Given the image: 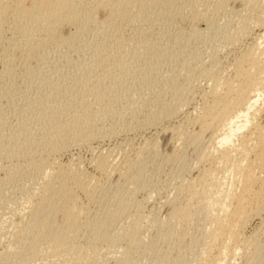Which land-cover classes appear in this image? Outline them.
<instances>
[{"label":"bare ground","instance_id":"obj_1","mask_svg":"<svg viewBox=\"0 0 264 264\" xmlns=\"http://www.w3.org/2000/svg\"><path fill=\"white\" fill-rule=\"evenodd\" d=\"M239 1L248 14L225 36L233 48L248 42H241L243 48L236 44L240 50L234 49L239 51L228 66L215 54L210 64L199 55L189 58L193 61L173 57L180 64L175 75L162 79L158 73V84L136 105L135 95L121 104V95L109 91L118 74L141 63L142 53L158 56L166 51L165 44L150 40L144 31L153 8L178 4L182 13L191 14L185 19L194 22L209 0H0L4 74L13 73L14 49L37 47L64 26L94 25L98 35L79 76L55 82L50 91L0 76V86L11 93L7 98L0 90L2 102L16 100L25 106L11 107L15 128L5 124L9 115L0 113V193L12 180L28 178L32 183L17 191L9 213L2 208L11 199L7 192L0 202V264H108L113 257L116 264H133L148 227H156L157 241L169 252L184 243L185 253L192 251L193 264H240L241 259L264 264V2ZM101 12L106 17L98 22ZM18 19L22 23L16 24ZM186 75L193 80L185 82ZM198 77L208 85L199 89L200 104L193 107V116L184 119L182 107L192 99L194 103ZM101 116L114 122L97 128ZM130 129L146 130L149 136L136 148L126 146L117 165L108 154L97 155L92 160L97 175L79 162L68 165L57 158L75 139L88 143ZM155 132L168 135L171 151L164 161L178 168L176 177L170 176L166 197V185L144 181L143 156L151 158L160 149ZM113 174L118 183L105 199V184ZM145 186L157 191L156 196L165 192L161 202L169 207L166 219H159L155 208L146 211L145 201L134 196ZM201 220L204 225L198 229ZM194 244L199 247L193 249ZM184 256L174 264H189ZM171 262L166 255L159 264Z\"/></svg>","mask_w":264,"mask_h":264},{"label":"rangeland","instance_id":"obj_2","mask_svg":"<svg viewBox=\"0 0 264 264\" xmlns=\"http://www.w3.org/2000/svg\"><path fill=\"white\" fill-rule=\"evenodd\" d=\"M209 2H210L209 5L200 8L199 11L201 12V16L198 19H195L194 22L185 19L187 17H190L191 14L189 12L182 13L179 10V8L183 9V7L178 4H174L173 6L166 8L162 7L161 3L157 4L150 13L151 22H148L147 24L144 25V31L146 32V29L149 31L148 35L150 34L149 35L150 40H158L161 41L163 44H165L166 51L158 56L142 53V55L140 56L141 63L139 65L131 64L130 68L118 74L120 78L115 82L113 88H111V90L109 91V95L120 94L121 95L120 99H122L121 104L127 102V100L128 102L133 100L132 97L135 95L133 98L134 101L136 100V105H141L144 99L149 96L151 91H153L154 86L158 84V80H157L158 73L161 74L162 79H169V77L175 75L177 70L176 67L180 66L179 62L172 60V58L176 56L177 57L183 56V58L185 56L184 59H186L187 57L188 61L196 60V58L194 57L199 58L200 56L201 59H204L205 62H208L210 64L211 61L210 57L212 54H215L213 55V57L215 56L217 58L218 56L217 58L219 59L218 61L223 63L221 65H223V67L226 68L228 66V63L234 59L236 53H238V51L240 50L239 47L241 46V48H243L242 46H245L248 40H246L247 42L245 40L244 42L241 41L245 45L241 42L236 43L239 45V47L236 46V44L234 43L233 44L235 46L231 44L235 47L233 48L232 46H230V42H229L230 40L227 39L225 35L232 32V30L239 28L242 24L241 21L243 20L242 17L244 18L245 13L247 15L248 12H245L246 10L245 5H243L244 3L239 0H232L231 2H228L223 6H218L216 0H209ZM105 17L106 14L104 12L99 13V16H97L98 22L104 21ZM22 21H23L22 19H18L16 21V24L22 23ZM226 30L228 31V33H226L227 32ZM96 31H97V27H95L94 25H87L78 29L71 28L69 26H64L55 34L54 37L49 39L47 42L40 44L37 47L30 48L27 51L26 50L22 51L21 47L18 49H14L15 51H13V58H14L13 73L9 75L4 74V66L1 64L0 61V76L4 74L2 78L6 80V82H15V83H20L21 85L30 83V85L33 86H35V84L36 86L39 84L43 87L45 91H50L51 88L56 84L55 82L57 81L59 82L60 80H66V78L71 80V78L76 77L77 75L79 76L78 72H80L83 69V67H85V64L88 61L86 59L89 55L88 52L90 50L89 48L92 43L91 41L95 40L96 37L98 36ZM224 36L226 37V39ZM0 48H1V44H0ZM234 49H239V50H234ZM191 56L192 57L194 56L193 60L192 58L189 59ZM226 71H227L226 74L228 75V73L230 72H228L229 70ZM192 75L190 76L186 75L185 77L186 80L184 81L189 82L191 81V79L193 80ZM200 78L201 77H198V80H196V82L199 83L195 82V86H197L198 88L197 91L195 90L194 95L192 96V98H194V103L192 99L191 101L192 103L184 105L182 107L183 114L181 115V117L184 116L192 117L194 114L193 109L200 104L199 103L200 90L203 88V86L206 88L208 85L206 80ZM179 83H180L179 85H182L183 81ZM199 86L202 87L200 88ZM0 90L6 93L7 98L9 97L8 95L11 96V93L6 92L5 91L6 89H2L1 86H0ZM54 90L55 89H53V91ZM196 92L197 94H195ZM2 101L3 100L0 99V107L1 108L3 107L2 109L0 108L1 109L0 113H2V111L5 112L6 114L2 113V115L5 114V117L9 114H12V112L10 111L12 106H13L12 108L16 109L17 107L20 108L23 105V103L20 102L22 105L19 106V103H17L16 100L14 101L15 103L12 102L9 104L5 101L3 103ZM138 101L139 104H137ZM14 105L16 107H14ZM9 116H7L8 118L6 117L7 120L5 124L7 126L10 125L11 127L15 128L16 127L15 124L17 123L16 116L14 114ZM186 117H184V119ZM113 122L111 118L101 116L98 120L97 128H101L102 126H107L110 123L112 124ZM145 131L133 130V129L125 130L123 132L121 131L122 133L120 132L117 133L118 135L116 134L113 136H109L108 138L102 137V138H97L95 140L93 139L91 140V142L90 141L88 142L89 144L82 140L75 141L76 140L75 139L71 141V143L67 144L64 150H61V152H59V154L57 155L59 157L57 158L60 162L64 164L69 163L68 165L70 164L72 165V163L75 164L76 162H79L78 164L81 166V168L87 170V172L91 173L92 175L93 174L97 175L92 164V160L98 157L97 155H101L100 153L103 154L105 153L104 155L108 154L109 158L111 156L110 158L111 162L117 165V163L119 164V162L122 159L123 156V153H121L122 150L127 149V147L128 149H131L132 148L131 146H134L133 148H136L137 146L140 145V143H142L143 139L149 136L147 131L146 132ZM157 134L158 133H156V136ZM209 136H210L209 134L205 136L204 143H207ZM157 138H159L158 140L160 145V149L158 153L151 158H147L146 156H143L144 164H146L145 165L146 178L144 181L149 182L152 179H155L158 182V184L159 182L161 183V186L166 185V187L164 188V191L166 190L165 191L166 193L162 192V196H160L161 194L160 192L159 196H156L158 195L157 191L156 193L155 192L153 193V191L155 190H153L150 186H148L147 188L146 185L145 189L142 188L140 190H137L136 192L134 191V196L138 198V200L140 201L143 202L145 201L144 203L146 205V211L150 212L153 208L157 209L158 211L157 210L156 211L158 212L157 215L159 219L163 220L168 217L169 207L167 205L164 206V202L161 201H164L166 194L168 195L167 190L170 189V187L167 184H170L168 182L170 180L173 181V178L176 177L177 175L176 171L178 170V168L177 166L175 167V165L174 167L169 168L170 165H167V163L164 161V159L167 158L166 155H169L171 151V147L168 144L169 142L168 135L158 134ZM188 158L190 159L191 157L188 156ZM169 169L171 170V172ZM174 169L176 171H174ZM171 175L172 177L174 176L172 179L170 177ZM3 177H4V172H2L1 170L0 181H2L1 179ZM117 177H118L117 174H113L111 178L108 180V182H106L104 189L106 192L104 196L105 199L108 198L109 193L116 188V184L118 183ZM26 179L28 181L30 180L28 178ZM26 179L12 180L11 182L3 185V190H1L2 192L0 193V196H2L0 197L1 198L0 202H3L1 201L2 198L3 200L4 198L6 200L7 197L11 198L9 200H12L13 198L16 200L20 195L18 194L20 192L17 191L23 187L27 188L32 184L31 182H28ZM167 187L169 188L167 189ZM5 188H7V191ZM149 188H151L152 191H149L150 190ZM4 193H6L5 196L7 197L4 196ZM163 193H165L164 194L165 197L163 196ZM153 194L155 195L153 196ZM146 195L148 197L151 196V199H148V197L146 198ZM9 200L7 204H6L7 200L3 203L4 205L2 208L4 212L5 210L6 211L9 210L10 205L15 206V202H14L15 200L14 201L12 200L13 201V202L11 201L12 203L9 202ZM11 210H9L8 213ZM202 222H203L202 220L201 222H199L198 229H202L203 227ZM252 225L251 227L248 228L249 230L247 229L248 231H250L254 227V224ZM143 239H144L143 246L139 254L134 258L133 264H159L160 261L166 255H168V258L170 259V261H172L171 264H174L178 256H184V255H185L184 257L188 259L187 260L189 261L188 263L193 264L192 251H188V253H185L187 252V248L184 243L179 248L171 251L172 252L171 253L169 252L165 244L158 242L156 227H148L147 232L144 234ZM194 245L195 246H193V249H197L199 247L197 244ZM112 255L116 256L115 253H113ZM186 255L188 256V258ZM189 257L192 258L189 259ZM113 258H111L112 260L110 259L108 264L117 263L114 261ZM262 258H264V254ZM238 263L246 264V260L241 259L240 262ZM261 263L262 261L260 262V264Z\"/></svg>","mask_w":264,"mask_h":264}]
</instances>
